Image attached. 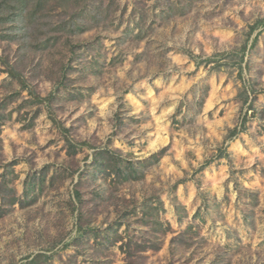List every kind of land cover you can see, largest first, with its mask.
Instances as JSON below:
<instances>
[{
    "label": "rangeland",
    "instance_id": "rangeland-1",
    "mask_svg": "<svg viewBox=\"0 0 264 264\" xmlns=\"http://www.w3.org/2000/svg\"><path fill=\"white\" fill-rule=\"evenodd\" d=\"M38 2L0 22V264H126L132 238L138 264H264V0ZM100 148L165 154L118 178Z\"/></svg>",
    "mask_w": 264,
    "mask_h": 264
},
{
    "label": "trees",
    "instance_id": "trees-1",
    "mask_svg": "<svg viewBox=\"0 0 264 264\" xmlns=\"http://www.w3.org/2000/svg\"><path fill=\"white\" fill-rule=\"evenodd\" d=\"M31 3H32V0H0V22H3L4 19L6 20L7 17L8 18L12 17L13 21H17L16 18H19L20 16H22L23 22H22L21 27L23 29V32L25 33L26 31H28L27 29L29 27L32 28L36 24V23H34L33 18H36L37 15H39V14L43 15V13L45 12V8H46V7H44V9H43L44 4L41 2H38L36 5H34L35 10H32L33 7L31 5ZM262 24L264 25V19L258 20L256 22V24L254 26H252L251 31L254 32ZM61 28L62 27H59L60 30H61ZM64 28L67 29L66 26H64ZM34 29L35 28H32V30H34ZM85 30H86V28H84V27L80 28L81 33ZM57 39H58V37L54 36V37L50 38V41H53V43H54L55 40H57ZM75 47L77 48V46H73V50H76ZM0 60L3 63L7 64L6 60L3 57H0ZM207 61L212 62V59H208ZM71 69H72L71 66L70 67L67 66V69H65L66 73L68 74L70 72L69 70H71ZM8 73L12 78H15L18 80L22 89H28L30 96L32 97V99L37 104H45V103L49 104V102H51L53 95H50L49 97H46V98L39 96L34 90L30 89V86L28 85V81L25 79V77L16 68H14L12 66H8ZM66 73L63 74V79L67 78ZM6 107L7 106H4V105L2 108L0 107V124H2L6 120L7 116H5V113H4ZM243 124L245 125V122ZM60 127L62 130H64V132L67 131V129H65L62 125ZM240 131H241V128H235L231 132L230 137L234 138L236 136V134H238ZM66 140L68 142L70 151L72 150L74 154L77 152V148H79V147L93 148L92 145L88 142L74 143L69 138H67ZM164 154H165V151L163 150L159 153L152 155V157L150 159H145L144 161H141L138 164H135V163L127 161L126 159H122L121 158L122 154H120L117 151H113V150H110L108 148H100L99 150L95 151V153L93 154V157H92V159H93V162L91 164V167L93 169L92 175H96L97 172L106 173L107 175H111V173L114 172L118 176V178H122L124 176H127V174H129V171H131L132 174H136L137 172H140V171L142 172L143 169H141V168L147 167L149 164H151L152 161L159 162L161 157ZM211 162H212V160L207 161L205 163V166L209 165ZM12 165H14V164H12ZM12 165H11V167H12ZM88 166L89 165H87V167ZM76 171H78V170H76ZM127 177H125V178H127ZM14 194L15 193H12L11 198L9 200L6 201V198H4V200L6 202L10 203L11 205L15 204L18 199H16ZM75 198L77 199V201L81 202L82 197H81L80 191H78V190L75 191ZM149 207L150 206L144 208L145 214L147 213ZM82 219H83V216L80 215V217H79L80 225L77 227L76 235H75V237H73L74 240L76 238L83 237L84 234L86 233L85 232L86 229L92 230V228H90V227H85V224L81 221ZM133 239L134 238H132V240H129L126 243H124V250L127 253L126 264H129V263L138 264L137 259H134L136 252L138 253L139 251H145L147 249L146 245H140L137 242H134ZM71 245H72L71 242H67L64 244L63 249H67ZM133 246L135 247L134 250H133ZM83 251L85 252V249ZM52 257H53V254L50 255L48 253H38L33 257H28L27 258L28 261L26 263H23V264H49V261H50V259H52ZM90 264H93V263H90Z\"/></svg>",
    "mask_w": 264,
    "mask_h": 264
}]
</instances>
